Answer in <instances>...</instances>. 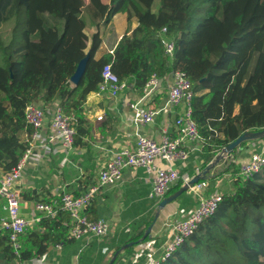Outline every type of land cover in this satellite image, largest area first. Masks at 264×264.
Wrapping results in <instances>:
<instances>
[{"label": "trees", "instance_id": "1", "mask_svg": "<svg viewBox=\"0 0 264 264\" xmlns=\"http://www.w3.org/2000/svg\"><path fill=\"white\" fill-rule=\"evenodd\" d=\"M118 13L137 18V27L118 41L112 55L101 59L95 58L101 42L96 30L84 74L77 86L69 87L87 49L86 33L92 28L86 26L107 25ZM5 24L12 26V33L6 39L0 34V172L11 170L25 150L19 134L27 131L24 112L30 103L58 101L75 119L78 144L84 133L82 103L97 92L106 64L140 93L152 73L184 72L193 84L192 118L206 149L213 151L208 160L240 135L264 129V0H0V28ZM163 28L174 42L171 59L160 41ZM262 209L264 170L247 181L239 179L236 191L223 195L214 216L162 264H188L182 253L189 252V244H199L200 233L209 237L211 248L229 243L236 250L227 258L215 252L209 264H264ZM60 215L69 224L65 213L41 224L47 222L54 231ZM246 225V235L239 236ZM48 232L30 233L19 260L30 264L50 244L64 243L62 234L51 237ZM0 253L7 262L14 260L1 239Z\"/></svg>", "mask_w": 264, "mask_h": 264}, {"label": "crops", "instance_id": "2", "mask_svg": "<svg viewBox=\"0 0 264 264\" xmlns=\"http://www.w3.org/2000/svg\"><path fill=\"white\" fill-rule=\"evenodd\" d=\"M101 2L109 4V0H101ZM137 25V18L130 20L126 14L118 13L107 25L92 27L88 31L90 33H86L89 40L85 54L89 52L91 37L96 30L100 34L101 42L95 53V58L101 59L103 56L112 55L118 41L124 35L130 36ZM168 85L169 82L162 83L154 96L145 100L141 107L145 110L166 107ZM69 87L74 86L69 85ZM140 97L141 93L133 87L120 92L116 97L97 94V92L87 95L82 103L85 122L81 127L84 133L78 139V144L74 145L67 153L57 144L46 152L33 151L34 157L27 165L18 184L21 196L19 212L22 217L30 219L37 215L34 207L38 201L57 203L62 193L78 195L90 187L97 186L99 170L111 159L114 152L123 148L133 150L136 144V134L156 141L160 140L164 131L172 138L177 136L174 120L180 113L179 107L172 109L166 107L152 124H134L131 121L130 116L133 113L131 105L137 103ZM58 104V101H54L46 106L52 108ZM237 113L238 107L234 109L233 114ZM99 117L100 119H98ZM48 125L49 118L44 121L46 130H48ZM74 127L76 130V125ZM19 138L24 140L25 133H20ZM187 146L191 151L187 162L177 164L181 178L184 180L203 171L205 166L219 155L218 151L208 160L213 151H208L207 145L202 140ZM38 155H41L42 158L40 157V161L35 164L34 161ZM250 155V141L242 143L231 153L221 155V157L224 156L223 159L211 166L205 179L202 180L206 183L202 195L208 196L215 192L222 196L233 194L240 179L238 176L239 166L246 163L250 159ZM150 176L142 168L129 167L122 171L121 179L118 182L103 186L98 190L91 204L85 210V215L90 220L103 219L108 222L109 232L106 238L91 239L87 243L74 241L66 236L69 231L67 218L60 215L55 221L54 231L51 230L50 225L46 224L47 222L41 224L46 220L31 225L20 238L22 246H27L25 245L26 239L30 233L42 235L49 229L48 235L50 233L51 237L62 234L61 239L64 243L50 244L43 255L31 259L32 261L36 260L38 264H108L114 257L112 264H142L143 259L135 260L136 255L145 252L150 246L158 250L157 254H159V249L170 237L168 226L170 221L179 220L181 211L193 208L197 204L196 197L188 191L178 201L159 211L157 207L161 200L148 197L151 185ZM178 184L181 186L183 183L180 181L174 187ZM3 203L4 200H0V216L5 215ZM157 214L149 236L131 249L117 254L119 247L141 239ZM0 239L6 241L3 235L0 236ZM34 240V244L39 241L38 238ZM81 248L82 251L79 253ZM13 262L14 260L7 262L3 254L0 253V264Z\"/></svg>", "mask_w": 264, "mask_h": 264}, {"label": "built area", "instance_id": "3", "mask_svg": "<svg viewBox=\"0 0 264 264\" xmlns=\"http://www.w3.org/2000/svg\"><path fill=\"white\" fill-rule=\"evenodd\" d=\"M165 32V28L160 31V41L165 57L171 59L174 52V42L164 36ZM100 78L97 94L116 97L127 88H134L132 83L119 79L112 71L111 64L102 67ZM164 82H169L166 95L167 109L180 108V113L174 120L177 136L172 138L164 131L160 140L156 141L144 135L136 134V144L133 150L123 148L114 152L111 159L99 170L97 186L90 187L78 195L62 193L57 203L38 201L34 207L37 215L30 219L22 217L19 212L21 196L18 191V184L27 165L31 163L34 157L33 151L46 152L57 144L67 153L74 146L76 130L74 117L66 114L60 104L52 108L46 105L38 106L35 103L26 106L24 120L28 132H24L25 150L11 170L0 172V200H4L3 211H5V215L0 216V236L3 235L6 238L13 251L14 262L11 264H28L20 261L19 257L22 249L20 238L29 227L35 223H40L42 220H53L60 213L69 216L68 238L84 243L91 239L102 240L106 238L109 232L108 222L103 219L90 220L85 215V210L91 204L98 190L103 186L118 182L121 179L122 171L126 168H142L148 175H151L148 193L150 199L162 200L169 195L178 182L185 183L189 180L181 178L177 164L187 162L191 152L187 145L201 141V137L192 118L193 84L186 74L179 70L166 72L162 75L152 73L141 90L139 101L131 105L133 110L130 116L131 121L134 124L143 125L154 123L156 117L166 107L145 110L141 104L145 100L151 99ZM47 118H49L48 130L44 127V121ZM250 149V159L246 163L240 164L238 169V176L242 181H247L264 170V138L250 141ZM40 157L41 155L37 156L34 161L35 164L40 161ZM201 172L199 171L197 175H200ZM205 187V182H198L189 188V192L196 197L197 204L193 208L181 211L179 220L170 221L168 224L170 237L159 249L160 253L157 254L158 250L150 246L145 252L136 255L135 260L142 258V264L166 262L185 241L198 231L205 221L214 216L223 196L218 192L203 196L202 190ZM56 247L59 248L57 245ZM81 251L82 248L79 249V253ZM30 262V264H38L36 260Z\"/></svg>", "mask_w": 264, "mask_h": 264}, {"label": "water", "instance_id": "4", "mask_svg": "<svg viewBox=\"0 0 264 264\" xmlns=\"http://www.w3.org/2000/svg\"><path fill=\"white\" fill-rule=\"evenodd\" d=\"M88 58H89V55L85 54L84 58H82L79 61L74 73L69 78V82L73 86H77L79 84V82H80V80H81V78H82V76L84 74V71H85V68H86V64L88 62ZM263 138H264V129L257 130V131L246 132V133L240 135L233 142L229 143L226 147L222 148V150H220V152H219V155L221 156L223 154L233 152L234 149L239 147L242 143L249 142V141H254V140H258V139H263ZM213 162L214 161H210V163L205 166V168L200 173V175H195L194 177H192L191 179H189L188 181L183 183L175 192H173L172 194H170L167 197H165L164 199H162L160 201V203L158 204L157 209L160 211L163 208H165L167 205L178 201L185 193H187L189 191V188L191 186L197 184L200 180L205 179L206 174L208 173L209 169L211 168V166H213ZM156 218H157L156 216L153 218V220L151 221L150 225L145 230V232H144V234H143L141 239L136 240V241H132V242H129V243L123 245L118 250L117 254L119 252H121V251L129 250L132 247L136 246L139 242L145 240L149 236V234L151 232V229H152V226L154 225V223L156 221ZM114 259H115V257L111 258L110 261L108 262V264H112Z\"/></svg>", "mask_w": 264, "mask_h": 264}, {"label": "rangeland", "instance_id": "5", "mask_svg": "<svg viewBox=\"0 0 264 264\" xmlns=\"http://www.w3.org/2000/svg\"><path fill=\"white\" fill-rule=\"evenodd\" d=\"M158 7H159V1H156L154 4V11H157ZM86 27L87 29L92 28V26L89 24ZM11 30H12V26L5 24L0 28V34L2 35L3 38L6 39V37L8 38L9 35H11L12 33ZM0 65H3V61L1 58H0ZM69 85H72V84L70 83ZM250 214L256 215L257 213L251 210ZM262 215L264 216V209H262ZM157 216L158 214L156 215V217ZM221 223L222 225L225 224V222H221ZM248 229H249L248 225L242 227L240 230L239 236L246 235V232L248 231ZM197 236L200 237L199 244L198 245L193 244V243L189 244V246H187L189 248L188 249L189 252L182 253L184 260L188 264H209L210 262H213L211 260L213 259L215 252H219V254L225 256V258L228 257L226 256L227 253L236 252V250L233 249V247L229 243H226L225 245L220 246L218 248H211V241L208 236L206 235L203 236L201 233L198 234ZM229 258L231 259V256ZM218 263H221V260H219Z\"/></svg>", "mask_w": 264, "mask_h": 264}, {"label": "bare ground", "instance_id": "6", "mask_svg": "<svg viewBox=\"0 0 264 264\" xmlns=\"http://www.w3.org/2000/svg\"><path fill=\"white\" fill-rule=\"evenodd\" d=\"M223 157L224 156H218L215 160H214V162H213V166L215 165V164H217L219 161H221L222 159H223ZM164 209V208H163Z\"/></svg>", "mask_w": 264, "mask_h": 264}]
</instances>
